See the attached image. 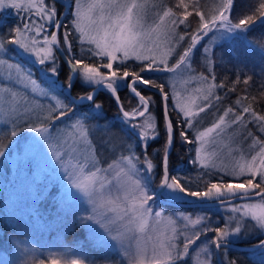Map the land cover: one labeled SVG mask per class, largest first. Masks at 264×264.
<instances>
[{"label":"snow or ice","instance_id":"obj_1","mask_svg":"<svg viewBox=\"0 0 264 264\" xmlns=\"http://www.w3.org/2000/svg\"><path fill=\"white\" fill-rule=\"evenodd\" d=\"M149 5L150 0H75L74 4L66 5L67 8H72V25L79 34L81 43L86 42L94 46L89 49L94 52V55L108 58L107 63L98 67L70 56L66 61L69 65L67 88L69 90L72 88L73 79L78 74V78L86 84L102 85L115 96L119 103L118 81H127L129 77H134L128 81L127 86H130L131 91L139 97L142 108L130 113L123 111L122 105L120 107L124 118L123 122H127L128 129L135 130L136 136L144 144L145 149L148 140L156 139L159 133L151 118L145 119L140 124L131 122L137 116H145L150 100V98L141 95L132 85L137 82L151 85L158 88L161 93H164V85L157 84L151 79H145L138 72L124 69L121 73L120 69L112 70L113 63L116 61L124 63L129 59L148 61L141 68V72L147 70L176 73L182 65L191 68V57L194 50L197 49V45L203 48L207 57L217 41L246 40V34L253 25L258 22L264 24V0H259L252 13L245 15L237 22H233L230 18L234 0H220L214 13L207 17L203 11L198 9V6L194 5L193 11L199 18L198 26L190 33L177 34L176 29L180 25H185L186 28L191 27L186 22L193 12L187 10L188 5L184 3V0H180V5H178L184 7L183 13L178 15L173 12L172 8L166 7L162 14L158 15V20L151 25L146 21ZM22 6L25 11L45 21V24L50 25L54 31L50 36H45L42 42L30 37L28 33L33 30L36 36H39L41 29L45 28V24L37 26L29 17V24L24 25L23 28L17 26L9 29L8 35L11 38L0 37V52L8 51L7 45H15L24 54L35 57L41 65L51 61L50 69L45 71L50 70L53 76H58L54 46L61 43L56 33L62 25L57 18L55 4L46 3L45 0H0V9H20ZM151 7L155 8V3H151ZM209 33H213V35L209 37ZM69 36L70 33L65 31L63 41L67 44L70 53L72 45L69 42ZM186 36L189 43L178 54L176 62L169 66L167 57L175 52L179 42L183 41ZM205 37H208L207 41H205ZM201 41H205V43L201 44ZM41 43L44 46L37 47ZM261 48L264 50V45ZM208 63L213 62L209 60ZM100 67L110 70L109 74L102 73ZM0 68L14 70L16 82H25L23 88L29 90L31 94L55 100V106L49 105L45 110L48 114L43 117L42 122L26 129V131L38 134L30 139L29 144L36 153H40L47 145L66 173L68 185H70V187L65 185L64 188L67 196L72 201L78 202L80 196L77 193L82 194L92 206V214L82 217V220L95 223L104 229L105 234L97 237L99 245L113 247L114 245L110 241H115V246L119 247L127 264H178L180 260L188 257L190 246L196 244L202 235L209 232L215 234L211 237L210 242L216 250L227 252L230 245L248 241L253 231L261 237L259 243L254 244L253 247L264 249V141H257L260 146L254 155L250 154L247 157L243 154L239 155L230 171L218 167L217 152L214 149L209 150L208 147L210 144H215L217 137H223L225 130L232 124L243 122L242 115H236L233 120L227 123L224 117H220L211 127L198 132L195 140L190 139L183 129L179 132V136L184 142L188 144L199 142L196 157L192 161L193 164H197L203 169L224 171L225 175L232 176L236 182H227L221 176L216 182L207 181L204 190L192 191L186 188L179 178H170L167 148L172 143L173 123L170 119H166L163 175L155 190H152L150 189L152 176L142 175L136 166L140 161L138 156L131 154L122 156L121 162L110 164L108 169L99 166V160L95 156L96 145L92 143L89 127L85 122L86 118H76L71 124L70 130L57 131L55 134L53 129L43 122L63 120L64 117L72 119L71 103L92 102V107L99 110L101 105L94 101L95 91L81 95L71 103H65L55 96H50L48 89L53 85H48V88H45L33 79L31 73L27 72L21 64L9 63L8 60L0 59ZM7 75L11 81L13 72L9 71ZM199 79L208 82L206 88L196 89L197 92L204 93L203 99L205 100L212 95L214 88L224 87L223 84L215 83V75H212L210 81L209 77L204 75H201ZM251 79L252 77L249 76L244 80V83L247 84ZM239 82L237 79L236 83ZM53 83H58V81ZM29 91L25 92V97H20L12 87L0 86V103L9 105V110L12 112L22 110L27 113L32 111L28 107L26 99ZM174 95L178 97L177 93ZM167 98V94H165L164 99L167 100ZM215 98L219 99V96ZM196 99L198 97L189 96L186 104L177 105L184 114V119L187 120V128L192 127V117L204 112L206 107L210 106H196ZM237 103L239 104L240 101L238 100ZM38 107L44 110L42 105ZM232 111L231 108L227 109L224 116L226 117ZM243 112H250L253 119L259 122L260 130L264 132V115L252 110L251 105L243 107ZM165 114H167V108H165ZM128 129H121V131ZM10 136L12 138L20 136V132L15 130V126L10 131ZM5 153L6 150L0 143V158L5 157ZM143 163L146 165L145 173H152L155 167L153 162L145 158ZM108 172H111L112 179H109ZM208 174L211 175V172ZM245 176L248 178L240 181V177ZM257 177H259V182H256ZM113 181H115L114 185ZM109 185L115 188L116 195L108 190ZM256 189H260V191L256 192ZM188 197L196 198L204 204L213 200L227 204L231 203L233 199H251L252 197H260V200L231 207L230 211L236 215H230L222 226H211L206 217L197 216L193 219L191 216H184L185 228L195 229L200 225L203 227L190 234L188 232L181 233L184 236L182 246L176 243L178 229L175 227V219H168L171 235L159 233L154 236L150 231V221L153 220V215L149 202L156 200L176 202L186 200ZM109 213L114 215L109 216ZM163 217V212H156L155 222L159 224ZM247 220L254 223L246 224ZM88 227L95 232V229L91 228V224ZM149 244H151V248H149ZM202 254H207V256L201 259ZM211 255L207 246L199 248V251H195L194 264H212ZM27 264H35V262L28 261ZM39 264H45V261L40 260ZM47 264H89V261L82 256L65 258L64 255L53 254L50 255ZM109 264H121V262L115 261L109 262ZM227 264H237V261L229 260Z\"/></svg>","mask_w":264,"mask_h":264},{"label":"rangeland","instance_id":"obj_2","mask_svg":"<svg viewBox=\"0 0 264 264\" xmlns=\"http://www.w3.org/2000/svg\"><path fill=\"white\" fill-rule=\"evenodd\" d=\"M66 1L73 4L75 2V0H66ZM45 2L49 3L47 0H45ZM219 2L220 0H218V3ZM151 3H155V8L151 7ZM163 10L164 9L159 8L156 0H150V5L148 7L147 15H146L147 23L151 25L154 22H156L158 20V15L162 14ZM70 14L72 19V8ZM29 17L31 18V21L34 22L37 26L39 24H45V21L41 20L39 17L35 16L34 14L28 11H25L23 6L20 9H14V8L0 9V24L5 20L17 19L20 22L21 28H23L24 25L29 24ZM71 29L74 31L75 33L74 35H76L79 39V34L74 30L73 25ZM52 31L53 29L51 28V26L45 24V28L41 29V34L39 36H36L34 30L29 32L28 35L42 42L45 36H50L52 34ZM60 32L61 30L58 33V39H60ZM176 32L177 34H179L178 29H176ZM180 43L181 41L176 47L175 52H173L170 56L167 57V62L169 66L173 65L178 59V50L180 49ZM83 44L87 46V49L94 48V46L89 45L86 42ZM10 46L12 47V49ZM43 46H44L43 43L37 45V47H43ZM59 46L61 47L60 44ZM7 48L8 51L0 52V59L8 60L9 63L21 64L27 72L31 73L33 79L37 80V82L42 86H44L45 88H48V85L46 84L43 85L39 81V74L36 71V69H34V66L36 64H39L36 61L35 57L24 54L15 45H7ZM69 54L71 57H74L75 54L72 51V48ZM210 54L211 51L207 54V57L205 56L207 61H209L210 59L209 58ZM193 56L191 57L190 69L182 65L181 69H178L176 73L170 72L171 82H170V92H169L170 95H168V99L170 97L172 102H171V109L169 110V118L172 121V123L174 118L179 120L177 122L178 124L177 126L173 123L174 141L176 142L177 140H179L181 143H184L185 145H189V144L184 142L179 136V132L181 129H183L185 132H190L195 140V137L198 134V132L203 131L207 127H211L212 124L215 123L220 118V117L216 118L217 116H214V114L211 113V111L215 107V102L212 103V101L214 100L213 99L214 89L212 91V95H210L207 100L203 99V95H204L203 92L196 91V89L206 88L208 82L200 80L199 77L201 75L196 74L192 70L195 61ZM96 57H98L101 63L108 62L107 57H99V56ZM131 60L138 61L135 59H131ZM138 62H143L146 64L148 63V61H138ZM119 64H120L119 61L114 62L112 70H117ZM50 66H51V61L46 62L44 65H41V70L43 72L42 78L46 82H50L51 84H53V86L48 89L50 96H55L65 102L66 101L65 99L61 98L54 92L55 86L57 84L54 85V83L50 81L54 76L52 75L50 70L47 72L45 71L46 69H50ZM95 66L99 67L100 65L97 64ZM56 67L58 68L57 59H56ZM9 71L13 72L11 81L9 80V77L7 75ZM100 71L102 73L109 74L110 70L100 67ZM23 83L25 82H20V83L16 82L14 70H9L7 68H0V86L7 85L9 87H12L13 90L19 93L20 97H25V92L29 90L23 88ZM81 83L84 84L87 88L92 89L91 92H93L96 88L99 87L97 85L86 84L82 80ZM120 85L125 86V82L118 81V86ZM138 85H145V84H141L137 82V84L132 86L137 88ZM57 86L59 88H62V86L59 84ZM128 87L130 92H132L131 87L130 86ZM103 91H108V90L104 88ZM174 93H177L178 97L175 96ZM133 95L137 97L135 93H133ZM189 96L198 97V99H196V106L210 105L206 107V110L204 112H200L197 116L191 118L192 120L191 128L186 127L187 120L184 119V114L180 111L179 107H177L178 104L179 105L186 104L187 98ZM26 99L28 102V107L32 109V111H29L27 113H24L22 110L12 112L9 110V105L0 103V136H8L6 134L10 133L12 129L11 127L14 126L27 125V129L30 126H37L39 123L42 122L43 117L48 114L45 110L49 107V105L53 107L55 106V100L50 99V97H43L37 94H31L30 91ZM137 99L139 100L138 97ZM120 102H121V98H120ZM40 105L43 106L44 110H41L38 107ZM141 108L142 105L139 100L138 105L133 110H138ZM123 110L126 111L124 107ZM133 110H131L130 113ZM94 112L98 113L99 111L95 110ZM147 114H149V112ZM147 114L142 117L143 120L142 118H140V121L142 120L143 122L147 118L146 117ZM221 117H224L227 123L234 119L235 114L230 112L226 117L224 116V114ZM148 118H151L156 124L154 116H150ZM64 120L65 117L63 118V120L52 121V125L54 126L49 125V127L53 129L54 134L57 131L70 130L71 124H66V122L63 123ZM163 120H164V125L166 127L164 114H163ZM120 121L123 124V129H128L127 122H123L124 118H121ZM43 122L51 123V121H43ZM182 122H184L183 125H181ZM246 129H247L246 123L244 122L232 124L231 127H228L225 130L223 137H217L215 144H210L208 146L209 150L214 149L217 152V165L219 168H224L230 171L233 165L235 164L236 159H238L239 155L243 154L245 157L249 156L250 154L254 155L256 151L259 149L260 145L259 143H257V141H264V132L260 130V132L262 133L261 135L263 136L257 139V137L254 138V136L248 135ZM89 132H90V137L92 139V143L96 145V151H95L96 158L98 159L100 156L99 151L102 152L105 149H107L106 150L107 155L111 156L110 153L112 152V149L110 148L111 147L110 142L112 138H110L104 132L101 133L96 132L94 139L93 135L91 136L90 128H89ZM27 133L28 134L25 138H20V137L12 138L11 136H8L9 142L11 141V143L9 144V147L6 150L5 157L0 158V191L3 192V190H5L3 194L7 198V203L10 209L16 212V215L20 218V223H21L19 229H17L15 232L16 235L19 237V239L16 238L14 240L15 244L9 255L6 254L0 255V264H27L28 261H34L35 264H39L40 260H44L45 264H47L50 255L53 254L64 255L65 258H71L72 256H82L83 258L89 261V264H109V262H115V261H120L121 264H127V261L124 260L121 255V251L119 247L115 246L116 245L115 241H110V243L114 245L113 247L101 246L97 243L98 235L105 234L104 229L95 223L85 222L82 220V217H86L92 214V206L87 202L86 198H84L82 194L77 193V195L80 196V200L78 202L72 201L67 196L64 190L65 185H68L67 176L66 173L63 171L60 163H58L57 160L55 159L52 150L49 149L47 145H45L44 149L40 153H36L33 150V148L30 146L29 141L32 137H35L38 134L30 131H27ZM133 133H135V130H133ZM126 137L127 135L123 138L121 142L123 145L126 143ZM152 140L153 139H149L147 145ZM138 142L139 144H141L140 149L141 151H144V153L142 155L141 152L139 153L140 154L139 156L137 155L138 157H140V161L137 162L136 166L142 175L152 176L150 189L155 190L156 185L159 184L161 177H158L159 173L156 171L157 168L156 166L154 167L152 173L150 174L145 173L146 165L143 163V161L145 160V158L149 159V157L145 154L146 149L144 144L139 139ZM98 143L104 144V149L98 150L97 148ZM198 147H199V142H194L192 149L194 151L195 156L192 158V161L196 157L197 154L196 150ZM9 148H11L12 152L8 151ZM123 149L126 152L130 151L128 149V146H123ZM99 159H98L99 166L103 169H108L110 164L121 162V157L114 159L112 162L108 161L109 157L104 159L101 158ZM107 162L109 163L107 164ZM162 170H163V166H162ZM205 170L211 173L218 172L225 175L224 171H216L210 169H205ZM168 171L170 178L175 177L172 175L173 173H170L169 167H168ZM107 175L109 179H112L111 172H108ZM162 175L163 172L161 176ZM225 176H227L229 182H236L232 176H228V175ZM247 178L248 177L246 176L240 177V181H243ZM256 182H259V177H257ZM114 184L115 181H113V185ZM68 186L70 187V185ZM52 187L56 189V193L54 192L52 198H54V200L56 201L55 204L57 206V211L55 212L56 216H54V219L47 221L46 219L39 216L40 211L38 209V204L42 203L45 200L48 190H50ZM108 190H110L113 195L117 194L115 188L112 185L108 186ZM73 191H75V189H73ZM255 191L256 192L260 191V189H256ZM120 194L122 195V193ZM259 200L260 199L254 201L240 202L225 206H218V207L210 208L208 210H197L194 212L181 210L178 208H175L176 210H170V209L166 210L156 200L154 202H149L152 208V215H153V220L150 221V231H152V234L154 236L159 233H165L166 235H171V226L168 224V219L169 218L175 219L176 221L175 227L178 229V233H177L178 239L176 240V243L182 246L184 236L181 233L188 232L190 234L198 230L200 227H203V225H200L197 226V228L195 229L191 227L185 228L186 222L183 220L184 216H191L193 219H195L197 216L206 217L208 223L211 226L213 227L218 225L222 226L230 215H236L235 213H232L230 211L231 207L238 206L244 203L258 202ZM208 202H218V200H213ZM170 203L192 204V203H203V202L198 201L196 198L188 197L186 200L170 202ZM156 212H163L164 214V217L161 219L159 224L155 222ZM112 215L114 214L109 213V216ZM248 223H254V222L247 220L246 224ZM75 224L78 226H83L85 228V230L87 231V240H83V241L77 240L72 243L71 239H68L66 233L69 230L74 231ZM89 224H91L92 229H95V232L89 229L88 227ZM45 225L48 226L45 227ZM37 226L40 227V231L38 233H35L34 229ZM42 233H44L43 236ZM211 237H213L212 232H209L206 235H202L200 240L196 241V244L190 246L188 257L183 260H180L178 264H194L195 251H199V248H202L204 246H207L209 252L212 253L210 257L212 264H218L216 260L215 246L212 245L210 242ZM260 238L261 237H259L256 234V232L253 231L250 236V239L244 243H247V245H254L259 241ZM149 248H151V244H149ZM224 255H225L224 257L221 256V259L223 261V264H227V261L230 260L228 258V253H225ZM248 255L250 259H252L254 262L264 263V249H259L254 252H250L248 253ZM206 256L207 254H202L200 258L204 259Z\"/></svg>","mask_w":264,"mask_h":264},{"label":"trees","instance_id":"obj_3","mask_svg":"<svg viewBox=\"0 0 264 264\" xmlns=\"http://www.w3.org/2000/svg\"><path fill=\"white\" fill-rule=\"evenodd\" d=\"M47 1L49 3L55 4L57 10V18L59 19L60 15L63 12V6L50 0ZM156 1L160 9L170 7L172 8L173 12L177 13L178 15L185 11L183 6H178L180 5V0ZM258 2L259 0H234L232 14L230 18L233 20V22H237L240 18H243L245 15L251 14L255 7L258 5ZM184 3L188 5L187 10L193 12V14L189 16L188 21L186 22L187 24H190L191 27L186 28L185 25H180L178 28L179 34H184L186 32L190 33L194 31L198 26L199 18L196 16L195 11H193L194 5L198 6V9L200 11H203L206 17L213 14L216 7L219 5L218 0H184ZM12 21V26L8 27L6 32H2L3 29L0 30L1 37L11 38L8 35L9 29H12L17 26L21 27L20 22L17 19H13ZM71 27L72 19L70 14L61 28L59 39L61 41V48L66 54V56L68 58L70 57L67 45L63 41V34L65 31L70 33L69 42L72 45V51L75 54V59H81L85 63H89L91 65L103 64L100 62L98 57L94 55L92 51H89V49H87V46H85L79 41L78 37L74 35L75 33L71 29ZM212 35L213 33H209V37ZM246 36V40L232 39L230 41H217L216 44L211 48V54L209 57V60L213 62L211 64H209L206 60L203 48H201L200 45H197V49L194 50L195 52L193 53L195 61L192 70L198 75H204L209 77V81L211 80L212 75H215V83L217 85H224V87L214 88V100L212 101V103L215 102V107L213 108L211 113L214 114V116H217L216 118H219L227 111V109L231 108L233 110L232 113H234L235 116L242 115L244 117L243 122L246 123L247 134L254 136V138L257 137L258 139L263 136L260 132L259 122L253 119L250 112L244 113L243 107L251 105L252 110H254L260 115H264V71H262L264 70V50H262L261 48V46L264 45V24L258 22L256 25H253L252 29L246 34ZM207 40L208 37H205V41ZM205 41H201V44H204ZM188 43L189 39L186 36L185 39L180 43V49L178 50V54L182 51L183 48L187 46ZM55 57L57 59L58 72L60 73L58 77L60 82H58L62 86V88L59 89V87H55L54 92L61 98L65 99L66 103H71V100L64 95V92L67 89L69 69L63 64L62 60L56 52ZM145 65L146 63L129 59L124 63H120L118 65V69L121 70V73L124 69H127L132 72H138L145 79H151L157 84H163L164 93H166L168 97V95H170L169 92L171 73H156L147 70L141 72V68ZM249 76H251L252 79L247 84H245L244 80H246ZM132 79H134V77H129L127 81H124L125 86L117 87V91L121 98L122 105L128 112L133 110L139 102L137 97H135L133 93L130 92L129 87L127 86L128 81H131ZM237 79H239V83H236ZM39 81L43 85H51L40 77ZM147 86L150 88H155L151 85ZM137 89H141V94L143 96H145L146 98H150L149 103L151 107L149 110V114H147L146 117L148 118L150 116H154L159 135L156 139L148 143L145 154L157 167L156 171L159 173L158 177H161V174L163 172V157L166 150V135L163 120V104L161 98L158 95L149 91L148 89H144L143 85H138ZM91 91L92 89L87 88L84 84L81 83V79L78 78L72 88L71 94L75 99H77L79 96L86 95ZM216 96H219V99H216ZM244 97H247V99H244ZM238 100L240 101L239 104L237 103ZM171 102L172 100L169 97V110L171 109ZM95 103H99L101 105V108L99 110L92 107V103L85 106L71 103V107L73 109L72 119H69V117H65L63 123L66 122V124H72L76 118L84 117L86 118V124L91 129V136L93 135L94 139L96 132H104L110 138H112L110 142V148L112 149V152L110 153L111 156L107 155V149H105L102 152L99 151V158L101 159L109 157L108 161L112 162L116 158L127 156L130 154L134 156H139V153L142 152L143 155L144 151H141V144H139L135 134L130 131V129H128L127 131H121V129H123V124L120 119L123 118V116L117 108L113 94L109 91H101L98 97L95 99ZM95 110L99 112L95 113ZM142 120H137L132 123L139 124L140 122H142ZM178 121L179 120L176 118L173 119V123L176 126L178 125ZM47 124L48 126H54L52 125V121L51 123L47 122ZM183 124L184 122L181 123V125ZM11 128L13 129V127ZM26 129L27 125L15 126V130L20 132V138H25L27 136L28 133ZM187 134L190 139L194 140V137L190 132H187ZM6 135L10 136V133ZM126 135V143L123 145L121 142ZM8 136H0V143L3 144L5 150H7L10 144ZM193 145L194 143L185 145L179 140L175 142L174 150L168 162L170 173H173V176L179 178L181 183L186 188L192 191L204 190L207 181L211 180L213 182H216L221 176H223L225 181L229 182L227 176H225L224 174L214 172L209 175V171H206L205 169L199 167V165L192 163V158L195 156L194 151L192 149ZM123 146H128V149L131 151V153L130 151L126 152L123 149ZM97 148L98 150L104 149V144L98 143ZM8 151L12 152L11 148H9ZM109 162H107V164ZM4 191L5 190H3V192ZM3 192L0 191V255H9L15 244L14 240L16 238L19 239L15 232L17 229H19L21 223L20 218L16 215V212L10 209L7 203V198L3 194ZM54 192L56 193V189L52 187L50 190H48L47 196L42 202L43 204H38V209L40 211L39 216L46 219L47 221L53 220L54 216H56V201L54 200V198H52ZM161 206L166 210H176L175 208H170L163 205ZM181 210L193 212L197 211L194 209ZM47 226L48 225H45V227ZM74 228V231L69 230L66 233V236L68 237V239H71L72 243L77 240H87V231L83 226H78L75 224ZM39 231L40 227L37 226L34 229V232L38 233ZM43 235L44 233H42V236ZM228 258L230 260L237 261V264H264L263 262H254L252 259H250L248 253L232 252Z\"/></svg>","mask_w":264,"mask_h":264},{"label":"water","instance_id":"obj_4","mask_svg":"<svg viewBox=\"0 0 264 264\" xmlns=\"http://www.w3.org/2000/svg\"><path fill=\"white\" fill-rule=\"evenodd\" d=\"M50 1H53L59 5H62L63 6V12L62 14L60 15L59 17V20L61 22V25L63 26L65 20L67 19V17L69 16L70 14V11H71V8H67L66 5L69 4L70 2L66 1V0H50ZM62 28V27H61ZM61 30V29H60ZM59 30V31H60ZM51 31V29H50ZM54 31V30H53ZM59 31H57V36H58V33ZM54 48L56 49L55 52L58 54V56L60 57V59L62 60L63 64L69 68V65L67 64V59L68 57L66 56V54L63 52L62 48L57 45V46H54ZM39 72L41 71V65L40 64H36L34 66ZM58 79V76H54L50 81L51 82H55L56 80ZM78 79V74H76V78L73 79V82H72V88L74 86V84L76 83ZM58 85V84H57ZM72 88L69 90L67 88V90L64 92L65 96L70 99L71 101L73 100H76L71 92H72ZM143 88L144 89H148L149 91L155 93L156 95H158L160 98H161V101H162V104H163V114H164V117H165V123H166V119H170L169 118V99L167 98V100L164 99V95L166 93H161L159 91V89H155V88H150L148 87L147 85H143ZM104 88L103 86H99L98 88H96L94 91H95V96H94V101L95 99L98 97L99 93L101 91H103ZM140 93H141V89L138 90ZM117 94L119 95L118 91H117ZM142 95V94H141ZM114 96V95H113ZM115 98V96H114ZM139 98V97H138ZM116 101V104H117V107L119 109V111L121 112L122 114V110H121V102H120V99H119V103L117 102V100L115 99ZM92 102H83V103H80V102H76L74 104H77V105H81V106H85V105H88V104H91ZM150 103H148V112L150 110ZM165 108H167V114H165ZM124 111V110H123ZM146 112L145 115L148 113ZM123 116V115H122ZM140 116H137L135 119H133L131 122H134V121H137V120H140ZM130 131L133 132L132 129H130ZM135 134V133H134ZM136 136V134H135ZM174 146H175V141H174V135L172 133V143H171V146L168 147L167 149V155H168V162H169V158L174 150ZM163 166V165H162ZM163 171V170H162ZM168 175H169V171H168ZM260 199V197H252L251 199H233L231 201V203H221L220 201L218 202H208L206 204L204 203H192V204H187V203H170V202H163L161 200H157V202L163 206H166V207H170V208H178V209H194V210H205V209H210V208H214V207H218V206H225V205H230V204H235V203H240V202H246V201H254V200H258ZM259 243V242H258ZM257 243V244H258ZM228 249H231L235 252H240V253H244V252H254V251H257L259 250V248H254L253 246L251 247H241L239 245H235V244H232L229 246ZM216 260H217V263L218 264H223V261L221 259V254H220V250H216Z\"/></svg>","mask_w":264,"mask_h":264},{"label":"flooded vegetation","instance_id":"obj_5","mask_svg":"<svg viewBox=\"0 0 264 264\" xmlns=\"http://www.w3.org/2000/svg\"><path fill=\"white\" fill-rule=\"evenodd\" d=\"M3 21V20H2ZM13 23V21L12 20H5V21H3L1 24H0V30H2V32H5V31H7V29H8V27H11L12 24ZM68 68V67H67ZM34 69H36L35 67H34ZM69 69V68H68ZM36 71L38 72V74H39V77L40 78H42V70L39 72L37 69H36ZM59 75H60V73H59ZM59 75H58V77H59ZM43 79V78H42ZM56 81H59V78L56 80ZM55 81V82H56ZM60 82V81H59ZM59 82H58V84H59ZM51 84V83H50ZM57 83H54V85H56ZM51 85H53V84H51ZM60 85V84H59ZM55 87H57L58 88V86L56 85ZM59 89H61V88H59ZM205 210H208V209H205ZM213 234V236L215 235L214 233H212ZM258 243V242H257ZM256 243V244H257ZM235 245H239V246H241V247H251V246H253V245H247V243H244V242H241V243H236ZM222 252V253H221ZM232 252H234L233 250H231V249H228L227 250V252H224L223 250H220V254H221V256H225L224 254L225 253H228V257H229V255H231V253ZM238 253H240V252H238ZM244 253H250V252H244Z\"/></svg>","mask_w":264,"mask_h":264},{"label":"bare ground","instance_id":"obj_6","mask_svg":"<svg viewBox=\"0 0 264 264\" xmlns=\"http://www.w3.org/2000/svg\"><path fill=\"white\" fill-rule=\"evenodd\" d=\"M235 252V251H234Z\"/></svg>","mask_w":264,"mask_h":264}]
</instances>
